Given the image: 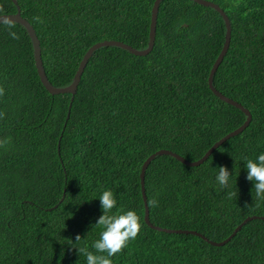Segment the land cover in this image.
Here are the masks:
<instances>
[{"label": "trees", "instance_id": "16d2710c", "mask_svg": "<svg viewBox=\"0 0 264 264\" xmlns=\"http://www.w3.org/2000/svg\"><path fill=\"white\" fill-rule=\"evenodd\" d=\"M229 20L225 53L213 87L250 113L247 125L198 165L155 155L144 170L148 219L143 221L139 170L157 149L195 160L240 125L241 110L215 96L209 69L224 40V22L193 0H160L152 48L135 55L114 45L94 49L75 93H49L37 76L30 39L18 23L13 39L0 24V264H86L75 248L99 239V197L114 193L117 209L143 225L113 264H264V199L247 180V159L264 154V0H210ZM32 26L48 81L67 85L85 50L114 39L147 42L153 0H15ZM5 13L12 0H0ZM40 16L43 23L33 17ZM177 29H179L177 31ZM220 166L229 187L216 181ZM228 192L237 195L228 198ZM155 197L158 207L147 201ZM117 209H113L115 212ZM76 235L81 236L75 242Z\"/></svg>", "mask_w": 264, "mask_h": 264}, {"label": "water", "instance_id": "95a60500", "mask_svg": "<svg viewBox=\"0 0 264 264\" xmlns=\"http://www.w3.org/2000/svg\"><path fill=\"white\" fill-rule=\"evenodd\" d=\"M160 0H153L152 5H151V9H150V17H149V24H148V32H147V42H146V46L143 48H135L130 46L129 44H126L122 41L119 40H114V39H103L101 41H97L95 43H93L92 45H90L85 52L82 54L81 59L79 60L77 67L72 75L71 81L64 86H54L52 85L48 79L46 78L45 72H44V68L42 65V60H41V56H40V46H39V40L32 28V26L29 24V22L20 15V9L19 6L16 4L15 0H12V2L15 4V11L11 12V13H5L9 16H13V19H15L17 21L18 24L22 25L30 39L31 42V46H32V56H33V62H34V66H35V70L37 73V76L39 78L40 83L42 84V86L51 94H55V93H69L70 94V101H69V105L70 102L72 100V96L75 93L76 90V86L78 84L81 72L85 66V63L87 61V59L90 57L92 51L100 46H106V45H114L117 47H120L122 49L127 50L128 52L135 54V55H144L146 54L153 45V41H154V34H155V24H156V12H157V6ZM197 3H200L204 6H210L213 9H215L221 16L223 22H224V27H225V32H224V40L223 43L221 45V48L217 54V56L215 57L209 72H208V76H207V85L210 88V90L212 91V93L217 96L220 100H223L224 102L235 106L236 108H238L239 110H241L243 112V114L245 115V118L243 120V122L238 125L237 127H235L234 129L230 130L229 132L225 133L223 136H221L219 139H217L216 141H214L205 151L204 153L197 159L195 160H188L183 158L182 156H180L179 154L167 150V149H157L154 152L150 153L141 163L140 166V170H139V183H140V193H141V197H142V201H143V221L145 222V224L149 227H151L152 229H156V230H162L165 232H174V233H191L194 235H197L199 237H201L203 240L209 242L210 244L213 245H221L224 242H226L239 228L240 226L247 220H249L250 218H255V216H247L245 217L240 223L237 224V226L233 229V231L223 240L221 241H212L207 239L206 237H204L203 235H201L200 233L196 232L195 230H191V229H172V228H162L156 225H153L149 219H148V208L146 205V200H145V195H144V170L147 166V164L149 163V161L155 156V155H159V154H168L172 157H174L176 160H178L179 162L185 164V165H198L200 164L204 159H206V157L214 150L215 147H217L221 142H223L225 139H227L228 137L237 134L238 132H240L248 123L249 119H250V113L249 111L243 107L240 103H238L237 101L231 99L230 97H227L225 95H223L221 92H219L218 90H216L212 83H211V77L212 74L214 73V70L216 69L218 63L220 62L223 54L225 53L227 46H228V42H229V35H230V26H229V20L228 17L226 16V14L219 8V6L210 1V0H193ZM258 218L264 219L263 216H258Z\"/></svg>", "mask_w": 264, "mask_h": 264}, {"label": "clouds", "instance_id": "9594fccd", "mask_svg": "<svg viewBox=\"0 0 264 264\" xmlns=\"http://www.w3.org/2000/svg\"><path fill=\"white\" fill-rule=\"evenodd\" d=\"M33 19L38 23H43L40 16ZM17 21L13 16L5 14L3 6H0V24L6 26L9 35L13 39H20L19 35L12 31ZM179 29H177L178 31ZM5 94V90L0 86V96ZM5 113L0 112V119H3ZM11 143V137L0 139V148L7 150V146ZM247 180L254 182L255 195L258 199H264V154H260L256 160L247 159ZM216 181L221 188L229 187V178L232 175L226 166H220ZM237 195L235 192H228L227 196L231 199ZM103 214L98 218L96 226L101 227L99 239H97L92 248L95 252L90 251L87 245L75 248L78 255L86 257V264H113L111 257L118 255L128 247L131 241H134L139 235L143 225L141 217L134 210L124 211L117 209V200L114 193L105 190L99 197ZM149 207H158L159 201L155 197L147 201ZM113 209H117L113 212ZM81 240L80 235H76L75 242Z\"/></svg>", "mask_w": 264, "mask_h": 264}]
</instances>
